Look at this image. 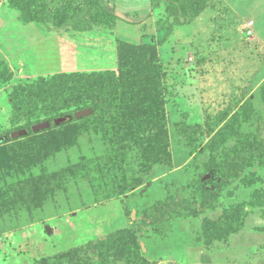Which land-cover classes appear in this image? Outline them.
Instances as JSON below:
<instances>
[{"label": "rangeland", "instance_id": "rangeland-1", "mask_svg": "<svg viewBox=\"0 0 264 264\" xmlns=\"http://www.w3.org/2000/svg\"><path fill=\"white\" fill-rule=\"evenodd\" d=\"M113 6L0 0V264H264V0Z\"/></svg>", "mask_w": 264, "mask_h": 264}, {"label": "trees", "instance_id": "trees-1", "mask_svg": "<svg viewBox=\"0 0 264 264\" xmlns=\"http://www.w3.org/2000/svg\"><path fill=\"white\" fill-rule=\"evenodd\" d=\"M48 4H50L51 6L54 7H62L65 4L68 3V7L72 8L70 9V13L68 12L67 15V19H68V23L70 25H72V27L75 28H84L87 27L86 21L82 20L83 18V13L90 11V9H95L96 6L99 7V14L100 15H113L114 11H113V0H47ZM72 5V7H71ZM77 12V14L75 13ZM146 71H151L149 69H146ZM149 73V72H148ZM60 78V77H59ZM60 80L58 79V77H54L51 80ZM97 77L95 75H78L75 76V78L71 81V83H67V82H41L38 83V87H40L39 93L41 94V88L47 84H49L50 90L53 91H60L61 93H65L66 91L72 92V91H80V90H85V92H89L91 93V97L94 98L93 96V92H94V88L96 87V82H97ZM62 80V79H61ZM126 81V79L124 78V82ZM63 83V84H62ZM48 96V95H47ZM49 97V96H48ZM95 103V102H94ZM110 121H112V119H110ZM68 123V122H66ZM64 123V124H66ZM61 124V125H64ZM59 125V126H61ZM26 129V128H25ZM29 130V127L27 128ZM30 131V130H29ZM53 133H51L50 135H52ZM43 134H32L31 136H28L26 138V141L19 143L17 145L21 146L22 148H24V150L26 151H33L35 150L34 154L30 155V153L27 152V156H25L26 158H28L27 162L25 163L24 166L22 167L23 171L24 169H30V166H32L33 161L38 157V158H44L45 157V148L43 147V143L45 142V140L43 139ZM62 140H57L53 143L54 147H58L59 145H62ZM15 146V145H14ZM13 147V146H10ZM166 154L165 150L160 151H154L151 154L153 156H149V157H144L142 156L140 153L138 154V160L139 162H137L136 164V172H141L143 170H145L146 168L151 167V163L152 162H158L160 159L159 154ZM34 157V158H32ZM144 157V158H143ZM150 165V166H149ZM1 170V168H0ZM20 168L17 169V171H19ZM16 177V176H15ZM16 180V179H15ZM134 180V181H133ZM33 181V180H32ZM25 182V181H23ZM130 185L129 188L135 187V186H139L141 185V181L140 179H131V181H129ZM3 183V182H2ZM31 188L34 191V194H39V192L41 191V184L38 181H33L32 183H30ZM4 194V192L2 193ZM77 253L76 249H71L68 250L67 254H74ZM65 255V256H66Z\"/></svg>", "mask_w": 264, "mask_h": 264}, {"label": "water", "instance_id": "water-1", "mask_svg": "<svg viewBox=\"0 0 264 264\" xmlns=\"http://www.w3.org/2000/svg\"><path fill=\"white\" fill-rule=\"evenodd\" d=\"M85 115H87V113L83 111V112H79L78 114H76V117L77 118L84 117ZM70 120H71L70 116H63V117H59V118L55 119L54 124L60 125V124L66 123Z\"/></svg>", "mask_w": 264, "mask_h": 264}]
</instances>
